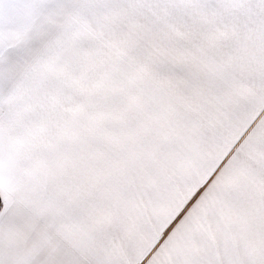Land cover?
<instances>
[{
    "label": "snow or ice",
    "instance_id": "6c2138e0",
    "mask_svg": "<svg viewBox=\"0 0 264 264\" xmlns=\"http://www.w3.org/2000/svg\"><path fill=\"white\" fill-rule=\"evenodd\" d=\"M0 264H264V0H0Z\"/></svg>",
    "mask_w": 264,
    "mask_h": 264
}]
</instances>
